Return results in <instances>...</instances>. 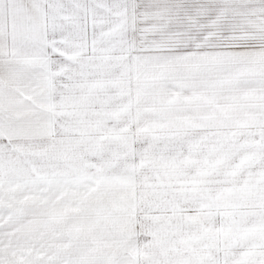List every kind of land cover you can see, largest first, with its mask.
<instances>
[{
    "label": "snow or ice",
    "instance_id": "6c2138e0",
    "mask_svg": "<svg viewBox=\"0 0 264 264\" xmlns=\"http://www.w3.org/2000/svg\"><path fill=\"white\" fill-rule=\"evenodd\" d=\"M0 264H264V0H0Z\"/></svg>",
    "mask_w": 264,
    "mask_h": 264
}]
</instances>
